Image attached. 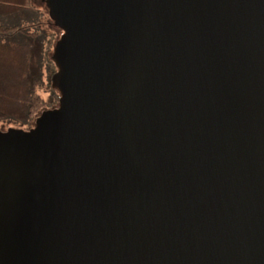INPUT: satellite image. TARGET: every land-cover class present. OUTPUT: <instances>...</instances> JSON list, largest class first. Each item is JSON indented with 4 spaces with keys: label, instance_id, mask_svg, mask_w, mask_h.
I'll use <instances>...</instances> for the list:
<instances>
[{
    "label": "water",
    "instance_id": "95a60500",
    "mask_svg": "<svg viewBox=\"0 0 264 264\" xmlns=\"http://www.w3.org/2000/svg\"><path fill=\"white\" fill-rule=\"evenodd\" d=\"M58 106L0 130V264H264V0H43Z\"/></svg>",
    "mask_w": 264,
    "mask_h": 264
},
{
    "label": "trees",
    "instance_id": "16d2710c",
    "mask_svg": "<svg viewBox=\"0 0 264 264\" xmlns=\"http://www.w3.org/2000/svg\"><path fill=\"white\" fill-rule=\"evenodd\" d=\"M36 3L0 0V130H29L41 110L58 106L60 89L51 76L61 29Z\"/></svg>",
    "mask_w": 264,
    "mask_h": 264
},
{
    "label": "rangeland",
    "instance_id": "374dc122",
    "mask_svg": "<svg viewBox=\"0 0 264 264\" xmlns=\"http://www.w3.org/2000/svg\"><path fill=\"white\" fill-rule=\"evenodd\" d=\"M35 2H36V1H35ZM37 3H38V4L40 5V7H42L43 9H44V8H47L43 0H37ZM37 3H36V4H37ZM44 10H46V9H44ZM60 35H61V34H60ZM4 130H5V129H4Z\"/></svg>",
    "mask_w": 264,
    "mask_h": 264
}]
</instances>
